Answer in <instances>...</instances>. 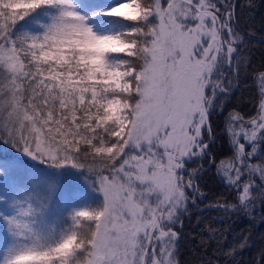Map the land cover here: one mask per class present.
I'll return each instance as SVG.
<instances>
[{"label": "snow or ice", "instance_id": "obj_1", "mask_svg": "<svg viewBox=\"0 0 264 264\" xmlns=\"http://www.w3.org/2000/svg\"><path fill=\"white\" fill-rule=\"evenodd\" d=\"M235 7L0 0V145L36 162L0 157V264H179L192 209L264 205V87L256 116L228 113L229 154H214L212 117L250 62ZM205 161L232 202L207 201Z\"/></svg>", "mask_w": 264, "mask_h": 264}, {"label": "trees", "instance_id": "obj_2", "mask_svg": "<svg viewBox=\"0 0 264 264\" xmlns=\"http://www.w3.org/2000/svg\"><path fill=\"white\" fill-rule=\"evenodd\" d=\"M228 3L236 6L235 22L244 34L243 51L250 62L246 68H241L239 82L233 84V91L225 101L223 114L217 112L212 117V127L218 137L214 154L218 159L229 154L227 142L220 135L228 113L235 111L245 120L256 116L261 100L258 76L264 71V0H228ZM0 157L4 160L12 159L8 154H0ZM19 158L29 166L35 164L27 157ZM204 168L206 171L200 180V186L206 193L207 201H214L223 194L232 202L233 194L219 182L214 169L209 167L207 161L204 162ZM2 172L3 169H0V173ZM78 178L80 177L72 176L70 180ZM70 180L66 181L69 188L76 187ZM78 187L91 195L89 187ZM86 202L87 197L78 203ZM199 208L204 209L205 202H200ZM209 227L213 231H209ZM176 229L180 236L179 264H255L260 259V250L264 249V205L257 201L254 211L250 214L243 210L225 213L216 210L198 212L192 209V215L183 219L182 228L177 224ZM241 242L245 243L244 248H240ZM229 252H232V255H228Z\"/></svg>", "mask_w": 264, "mask_h": 264}, {"label": "rangeland", "instance_id": "obj_3", "mask_svg": "<svg viewBox=\"0 0 264 264\" xmlns=\"http://www.w3.org/2000/svg\"><path fill=\"white\" fill-rule=\"evenodd\" d=\"M258 87H259V89H261V90H262V87H264V86H262V85L260 84V82H259V76H258ZM0 154H2V155H4V154H8V155H10L12 158H13V157H19V156L24 157L21 153H17V152L15 151V149L8 148V147H6V146H2V145H0ZM24 158H26V157H24ZM27 159H28L29 161H31L30 158L27 157ZM31 162H33V163L36 164V162H34V161H31ZM40 167L42 168V167H44V166H40ZM70 181H73V182L75 183L76 186L79 185V186H85V187L88 188V184H87L86 181L83 182V178L71 179Z\"/></svg>", "mask_w": 264, "mask_h": 264}, {"label": "water", "instance_id": "obj_4", "mask_svg": "<svg viewBox=\"0 0 264 264\" xmlns=\"http://www.w3.org/2000/svg\"><path fill=\"white\" fill-rule=\"evenodd\" d=\"M238 28H239V27H238ZM257 224H258V223H257ZM251 244H252V242L250 243V245H251ZM236 253H237V252H236ZM236 253H235V254H236ZM235 254H234L233 258H232V262H233V259H234V257H235Z\"/></svg>", "mask_w": 264, "mask_h": 264}]
</instances>
